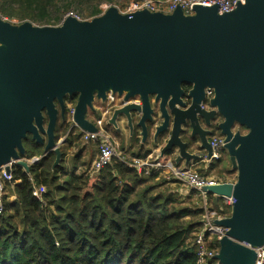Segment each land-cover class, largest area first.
I'll return each instance as SVG.
<instances>
[{"label": "water", "instance_id": "1", "mask_svg": "<svg viewBox=\"0 0 264 264\" xmlns=\"http://www.w3.org/2000/svg\"><path fill=\"white\" fill-rule=\"evenodd\" d=\"M206 89L213 91L209 110L202 109ZM109 93L121 100L109 124L123 117L132 132L135 123L142 143L152 128L155 140L169 132L160 157L172 155L177 166L189 167L198 152L211 156L206 127L221 118L236 180L202 189L230 201V215L212 221L226 230L214 258L255 264V250L264 246V0H245L224 14L197 6L191 16L179 8L122 15L109 7L89 21L66 17L58 26L0 17V168L7 173L9 164L28 172L27 136L43 144L42 157L55 154L57 167L65 139H56L55 129L65 120L66 98H75L69 132L78 129L81 138L96 132L87 112ZM185 132L197 153L181 139Z\"/></svg>", "mask_w": 264, "mask_h": 264}, {"label": "trees", "instance_id": "2", "mask_svg": "<svg viewBox=\"0 0 264 264\" xmlns=\"http://www.w3.org/2000/svg\"><path fill=\"white\" fill-rule=\"evenodd\" d=\"M89 1L0 0V10L12 16L4 5L26 6L32 18L50 21L53 15L58 25L62 11ZM90 14H100L97 5ZM188 89L183 86L185 92ZM66 103L74 104L75 98H66ZM71 139L69 134L67 140ZM23 146L27 159L41 153L30 136ZM60 151L63 159L65 152ZM54 160V153L41 154L27 173L13 167L14 199L5 203L0 215V264H196L188 235L201 223L183 222L195 213L178 207L172 195L156 193L160 172L138 175L114 160L94 177L58 175L62 168L54 167ZM39 187L45 191L38 199L32 192ZM203 198L222 202L209 194ZM221 207L228 208L221 213L229 216L230 207Z\"/></svg>", "mask_w": 264, "mask_h": 264}, {"label": "rangeland", "instance_id": "3", "mask_svg": "<svg viewBox=\"0 0 264 264\" xmlns=\"http://www.w3.org/2000/svg\"><path fill=\"white\" fill-rule=\"evenodd\" d=\"M129 1L130 0H92L87 3L81 2L83 4L81 5L74 4L70 9H68V11H62L61 15L63 17L67 14L72 13L74 16L82 20L89 21L94 18V16L90 14L91 7L94 8L97 5V9L100 11L99 15H101L109 7H115L116 9L121 11L126 6V4H128ZM4 9L9 12L11 11L12 16H9L8 14L0 10V17L14 25H20L23 22H30L34 26H40V27L58 26L57 23L53 22L55 20L54 19L55 16L53 15L52 17L51 16L48 17L50 21L37 20L35 18H32L33 13L27 12L28 9L26 8V6H20V5L18 6V4H6L4 5ZM24 15H29V16L23 17ZM99 15H97L96 17H98ZM101 106L102 105L99 104V101L95 99L93 102V108L91 110L89 109L87 112L88 115L87 118L93 123L99 121L102 117V114L100 112ZM66 116L64 121L58 119L56 125L57 136H59L58 140L65 139L64 145H61L60 147L62 150H64L65 155L63 159H61L62 161L59 163L62 170L58 173V175H60V173L68 174L72 172V173H76L77 175L94 177L96 176V174L91 171L90 167L97 152V145L83 143L80 138V133L77 130L75 131L72 130V134H71L72 139L71 141H68L67 140L68 135L66 133L69 132L71 121L68 112ZM104 119L105 120L103 121L102 127L107 128L108 129L107 131L110 133V136L114 139V142L116 143V146L114 147L116 154L124 153L126 157L130 158L133 154L139 152V150L142 148V146H140L138 142L139 138L141 137L140 129L134 128L131 132L130 127L126 126L123 117H120L119 120L120 124H117L115 127L108 124V116ZM156 123L159 124L160 121L158 122V120H156ZM133 125L134 127H136L135 123ZM236 130L242 133H246V130L244 128L237 127ZM153 133H154V128H152L149 131L147 138L149 139V141L145 143L149 145V148L147 147V149L145 148L144 150L142 149L145 152L149 151V153H151V151L155 150L157 146L159 150L165 145L168 136L159 135L155 140L153 138ZM150 138L153 139L154 142H150ZM153 143L154 144L158 143V144L154 145ZM132 149L134 150L131 151ZM40 151H41L40 155L31 156L29 159L25 158L29 166L31 164L37 163L40 160L41 154L43 155V146L40 147ZM156 156L157 155L153 153L152 158H149V160L154 159ZM170 163L172 165L174 164L172 159H170ZM124 165L127 166L126 164ZM194 169L197 171H201L202 166H196V168ZM162 173H164L163 174L164 176H160L155 181V183L161 184L160 188L156 191V193L160 192V193H164L165 195H172V199L176 201V205L178 207L187 208L195 213L192 216L185 217L183 219V222H186L188 224H194L199 222L201 223L199 227L194 229L188 235L189 238L188 242L193 243L194 237L197 233L203 232L205 229H207L208 224L212 223L213 220L225 216V214L221 213V211L227 212L228 208L223 209L221 206L223 205L228 206V205L224 203V201L217 203L216 202L214 203L213 201H205L202 194H200L199 192L190 191L189 188H187L185 185L164 178L165 176H168L167 170L166 171L163 170ZM204 174H206L207 176H211L214 180L222 181V183L224 181L235 182L236 180V171L232 169L226 152H225V158H223L221 161L213 162L210 165L209 171L205 172ZM7 186H6L7 200L8 202H10L14 199L13 187L11 185H7ZM221 208L223 210H221ZM211 239H212L211 241H213L215 240V237H211Z\"/></svg>", "mask_w": 264, "mask_h": 264}, {"label": "built area", "instance_id": "4", "mask_svg": "<svg viewBox=\"0 0 264 264\" xmlns=\"http://www.w3.org/2000/svg\"><path fill=\"white\" fill-rule=\"evenodd\" d=\"M245 0H130L128 4L123 8V10H118L122 15L132 14L138 11H148L149 13H162L171 14L177 8H179L183 15L191 16L194 14V8L197 6L201 7H217L219 14H224L233 11L239 4H244ZM66 17H72L76 20L81 21L82 19L74 16L72 13L67 14L62 17L58 25ZM3 19V18H2ZM5 20V19H3ZM106 101L101 104V114L102 117L99 121L93 123L96 132L95 133H83L81 140L83 143L95 144L97 145V152L91 163V171L97 173L106 167L110 166L114 160L118 163L126 164L130 169L137 172L138 175L150 176L152 173L160 172L161 176H164L162 171H166L168 176H165L167 180H172L176 183H181L187 188L194 192L202 193L204 187L213 186L222 181L214 180L211 176L204 174L209 171L210 165L213 162H218L225 157L224 148V137L220 135L219 130H215L213 134L208 138V143L211 147V156L208 158L206 152H199V160L195 161V165L179 168L176 166H168V164L158 161L149 160V158H128L124 153H115L114 147L116 143L114 139L110 136L107 128H103L102 124L108 116V124L111 119L112 113L115 109L119 108L120 99L117 95H112L111 93L106 95ZM213 98V91L205 90V101L202 104V108L209 109V101ZM73 104L67 106V112L69 113L70 120L73 114ZM103 119V120H102ZM120 122V121H119ZM220 122V121H219ZM110 125V124H109ZM218 123H216V126ZM15 165L9 164L8 167L10 171L7 173L4 167L0 168V215L4 213L5 203L7 200V185L12 186V169ZM195 166H202L201 171L195 170ZM171 174V175H170ZM170 175V176H169ZM7 186V187H6ZM13 187V186H12ZM44 193L42 187L34 188L32 195L39 199L40 195ZM230 207V201H224ZM224 216L222 218H225ZM219 218V219H222ZM226 230L223 228L215 227L212 223L208 224L207 229L203 232H199L195 235L193 246L195 248L197 262L196 264H219L215 260V255L218 253L219 247H215V244L219 242L221 236ZM211 237H215V240L211 241ZM256 261L255 264H264V246L256 249Z\"/></svg>", "mask_w": 264, "mask_h": 264}, {"label": "crops", "instance_id": "5", "mask_svg": "<svg viewBox=\"0 0 264 264\" xmlns=\"http://www.w3.org/2000/svg\"><path fill=\"white\" fill-rule=\"evenodd\" d=\"M89 120V119H88ZM90 121V120H89ZM90 122H92V121H90ZM93 123V122H92ZM118 124H120V122H118ZM154 138V137H153ZM149 141V139H147L146 140V142L145 143H147ZM139 144H140V146H142V148L139 150V152L138 153H136V154H133L131 157L132 158H152V156H153V153H155L157 156L154 158L155 160H158V161H162V162H164V163H166V164H168V166L170 165H172L171 163H170V159H175V158H172L171 156L169 157H167V156H164V157H159L160 156V149L158 150V146L156 147V149L155 150H153V151H151V153H149V151H147V152H145V151H143L144 150V148L145 149H147V147L149 148V145L148 144H145V143H142V139H141V137L139 138ZM150 142H154L153 141V139H151L150 138ZM156 142V141H155ZM154 144V143H153ZM156 145L158 144V143H155ZM154 144V145H155ZM70 149H72V148H70ZM143 149V150H142ZM134 149H132L131 151H133ZM225 158V157H224ZM154 159H152V160H154ZM174 162V161H173ZM195 162H190L189 163V165L190 166H192V164L193 165H195L194 164ZM175 164H173L172 166H174ZM176 167H179V168H184V167H186V165H185V163L184 162H182L179 166H177V165H175ZM188 167V166H187ZM195 168H196V166H195ZM156 173H159V172H156ZM161 176V174L159 173V177ZM227 182V181H226ZM190 190V189H189ZM190 191H192V190H190ZM213 197V196H212ZM214 199H215V201H219V200H217L215 197H213ZM222 201H224V200H222Z\"/></svg>", "mask_w": 264, "mask_h": 264}, {"label": "flooded vegetation", "instance_id": "6", "mask_svg": "<svg viewBox=\"0 0 264 264\" xmlns=\"http://www.w3.org/2000/svg\"><path fill=\"white\" fill-rule=\"evenodd\" d=\"M186 94H187V92H185V94H184V97H183V100H184V102H186V104H189V99L186 97ZM70 104V103H69ZM202 109H204V108H202ZM207 110H209V109H207ZM66 115H67V113H66ZM67 117V116H66ZM59 120H61V118H59ZM134 120H136V119H134ZM44 121H45V124H46V122H47V120H46V118L44 119ZM71 121V120H70ZM124 121H125V124H126V126L128 127V124H127V121H126V119H124ZM160 121V120H159ZM158 121V122H159ZM219 121H221V118L220 117H216V119H214L213 121H211V124H210V126L209 127H206V130L209 132V136H208V138L213 134V132L215 131V130H217L218 129V125L216 126V123H220ZM118 122L119 121H117V124H118ZM135 122V121H134ZM71 124V123H70ZM65 126V125H64ZM134 128H136V127H134ZM133 128V129H134ZM75 130H77L79 133H80V131L78 130V129H74L73 131H75ZM67 135H69V134H72V131H70V132H67L66 133ZM163 135H166V136H169V132L168 133H164ZM30 138H31V136H30ZM181 139L184 141V142H187L189 145H190V149H191V147H193L194 149L192 150V153H197L196 152V150H197V144L195 145V143L197 142V141H194V140H192L191 141V139H189L188 138V136H187V134H186V132L185 133H183V134H181ZM35 143V142H34ZM38 145H40V146H43V144H38ZM44 147V146H43ZM199 153V152H198Z\"/></svg>", "mask_w": 264, "mask_h": 264}]
</instances>
